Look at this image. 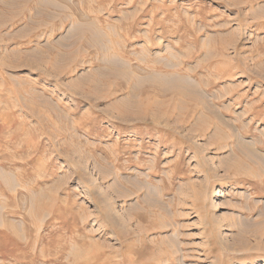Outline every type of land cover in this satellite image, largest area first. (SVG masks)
<instances>
[{"label": "rangeland", "instance_id": "obj_1", "mask_svg": "<svg viewBox=\"0 0 264 264\" xmlns=\"http://www.w3.org/2000/svg\"><path fill=\"white\" fill-rule=\"evenodd\" d=\"M0 264H264V0H0Z\"/></svg>", "mask_w": 264, "mask_h": 264}]
</instances>
